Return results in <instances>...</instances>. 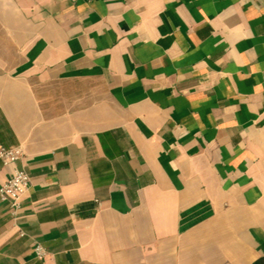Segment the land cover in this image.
<instances>
[{
    "label": "crops",
    "instance_id": "crops-1",
    "mask_svg": "<svg viewBox=\"0 0 264 264\" xmlns=\"http://www.w3.org/2000/svg\"><path fill=\"white\" fill-rule=\"evenodd\" d=\"M0 145V264H252L264 0H0Z\"/></svg>",
    "mask_w": 264,
    "mask_h": 264
},
{
    "label": "built area",
    "instance_id": "built-area-1",
    "mask_svg": "<svg viewBox=\"0 0 264 264\" xmlns=\"http://www.w3.org/2000/svg\"><path fill=\"white\" fill-rule=\"evenodd\" d=\"M23 154V148L19 145L13 147L0 145V162L3 166L11 168L10 175L0 185V201L8 203L12 215H15L20 209V201L30 186L28 173L13 166ZM19 234L23 235L21 232ZM33 252L37 258H42L45 255L44 249L37 242L33 244Z\"/></svg>",
    "mask_w": 264,
    "mask_h": 264
},
{
    "label": "trees",
    "instance_id": "trees-1",
    "mask_svg": "<svg viewBox=\"0 0 264 264\" xmlns=\"http://www.w3.org/2000/svg\"><path fill=\"white\" fill-rule=\"evenodd\" d=\"M252 264H264V257L258 258Z\"/></svg>",
    "mask_w": 264,
    "mask_h": 264
}]
</instances>
